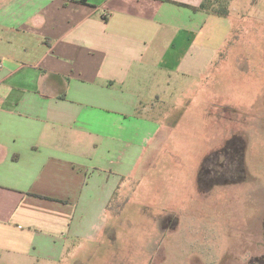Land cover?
I'll return each mask as SVG.
<instances>
[{
	"label": "crops",
	"instance_id": "0c3cea01",
	"mask_svg": "<svg viewBox=\"0 0 264 264\" xmlns=\"http://www.w3.org/2000/svg\"><path fill=\"white\" fill-rule=\"evenodd\" d=\"M203 1L0 0V264L62 261L106 229L151 113L231 35Z\"/></svg>",
	"mask_w": 264,
	"mask_h": 264
},
{
	"label": "rangeland",
	"instance_id": "374dc122",
	"mask_svg": "<svg viewBox=\"0 0 264 264\" xmlns=\"http://www.w3.org/2000/svg\"><path fill=\"white\" fill-rule=\"evenodd\" d=\"M208 1L212 14L232 13L213 68L180 76L177 97L151 113L162 129L109 208L106 229L51 264L264 257V0Z\"/></svg>",
	"mask_w": 264,
	"mask_h": 264
},
{
	"label": "trees",
	"instance_id": "16d2710c",
	"mask_svg": "<svg viewBox=\"0 0 264 264\" xmlns=\"http://www.w3.org/2000/svg\"><path fill=\"white\" fill-rule=\"evenodd\" d=\"M208 0H204L203 2H202V4L200 5V8H207L208 7ZM191 8H193L194 10H196L197 8L196 7H191ZM225 11H227V9L225 8ZM202 177V176H201ZM261 263H264V257L263 258H255V259H253V261H252V264H261Z\"/></svg>",
	"mask_w": 264,
	"mask_h": 264
},
{
	"label": "flooded vegetation",
	"instance_id": "af4514ba",
	"mask_svg": "<svg viewBox=\"0 0 264 264\" xmlns=\"http://www.w3.org/2000/svg\"><path fill=\"white\" fill-rule=\"evenodd\" d=\"M208 160H209V157L207 158V161H208ZM207 172H208V170H207ZM201 176H204V173L201 174ZM231 177H232V176H231ZM231 177L228 178V180H229V181H234V180H235V179H234V178H235V175L233 176V178H231Z\"/></svg>",
	"mask_w": 264,
	"mask_h": 264
}]
</instances>
